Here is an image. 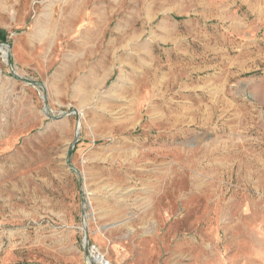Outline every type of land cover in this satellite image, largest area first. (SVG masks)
<instances>
[{
  "label": "rangeland",
  "instance_id": "1",
  "mask_svg": "<svg viewBox=\"0 0 264 264\" xmlns=\"http://www.w3.org/2000/svg\"><path fill=\"white\" fill-rule=\"evenodd\" d=\"M0 29V264H264V0H0Z\"/></svg>",
  "mask_w": 264,
  "mask_h": 264
},
{
  "label": "bare ground",
  "instance_id": "2",
  "mask_svg": "<svg viewBox=\"0 0 264 264\" xmlns=\"http://www.w3.org/2000/svg\"><path fill=\"white\" fill-rule=\"evenodd\" d=\"M92 254V251L90 252ZM94 257V261L98 264H105L103 257L100 254L95 253V255H93Z\"/></svg>",
  "mask_w": 264,
  "mask_h": 264
},
{
  "label": "trees",
  "instance_id": "3",
  "mask_svg": "<svg viewBox=\"0 0 264 264\" xmlns=\"http://www.w3.org/2000/svg\"><path fill=\"white\" fill-rule=\"evenodd\" d=\"M7 41V36L3 30L0 29V43H5Z\"/></svg>",
  "mask_w": 264,
  "mask_h": 264
},
{
  "label": "water",
  "instance_id": "4",
  "mask_svg": "<svg viewBox=\"0 0 264 264\" xmlns=\"http://www.w3.org/2000/svg\"><path fill=\"white\" fill-rule=\"evenodd\" d=\"M74 114L76 115V113L74 112ZM83 226L85 227V225L83 224ZM86 244H87V237L86 235L84 236V240H83V245H84V250L86 255L90 256V253L88 252L87 248H86ZM94 264V263H93Z\"/></svg>",
  "mask_w": 264,
  "mask_h": 264
}]
</instances>
